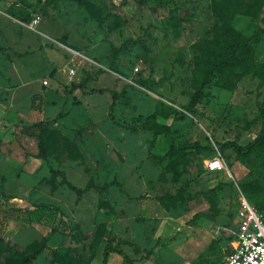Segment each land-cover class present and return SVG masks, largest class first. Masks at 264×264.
<instances>
[{
	"label": "rangeland",
	"instance_id": "374dc122",
	"mask_svg": "<svg viewBox=\"0 0 264 264\" xmlns=\"http://www.w3.org/2000/svg\"><path fill=\"white\" fill-rule=\"evenodd\" d=\"M235 1L225 21L212 0H0V102L40 117L29 200L67 221L48 233L33 224L46 241L31 264H59L63 251L60 261L99 264L105 246L152 264L164 216L229 226L237 188L264 205V0ZM26 12L36 30L18 22ZM231 29L245 43L237 56L226 55ZM213 155L221 169L204 167ZM29 228L0 231V264H27L42 235Z\"/></svg>",
	"mask_w": 264,
	"mask_h": 264
},
{
	"label": "crops",
	"instance_id": "0c3cea01",
	"mask_svg": "<svg viewBox=\"0 0 264 264\" xmlns=\"http://www.w3.org/2000/svg\"><path fill=\"white\" fill-rule=\"evenodd\" d=\"M65 46L64 49L68 51ZM68 66L71 63L69 65L67 61L66 72ZM39 119L32 109H13L9 112L0 102V200L16 204L33 202L29 198H34L33 181L43 159L37 155L34 135L37 125L31 123ZM4 215L0 211V223H3L0 231L3 230L4 235L13 233L14 228L25 230L27 227L34 235L44 233V229L21 217ZM188 216V213L181 212L160 220L154 232L159 240L153 247L152 264H216L229 250V234L222 229L225 226L212 218L203 216L187 220ZM95 258L100 263L101 250L95 253ZM105 264H122V256L116 251H108Z\"/></svg>",
	"mask_w": 264,
	"mask_h": 264
},
{
	"label": "built area",
	"instance_id": "2783aa9c",
	"mask_svg": "<svg viewBox=\"0 0 264 264\" xmlns=\"http://www.w3.org/2000/svg\"><path fill=\"white\" fill-rule=\"evenodd\" d=\"M19 23L30 30H34L39 15L34 12L28 18L20 17ZM71 55H80L76 50L65 46ZM67 72H73L72 66H68ZM42 84H46L43 79ZM204 167L208 170H217L223 167V161L218 155L208 157L204 161ZM27 208L35 210L40 223L46 229L51 224H61L60 219H65L58 211L49 204L36 206L27 205ZM229 237V250L216 264H264V210L257 209L250 203L242 192L237 188L235 205L229 226L222 227Z\"/></svg>",
	"mask_w": 264,
	"mask_h": 264
},
{
	"label": "trees",
	"instance_id": "16d2710c",
	"mask_svg": "<svg viewBox=\"0 0 264 264\" xmlns=\"http://www.w3.org/2000/svg\"><path fill=\"white\" fill-rule=\"evenodd\" d=\"M79 2H82L83 0H78ZM162 1V0H161ZM212 4L213 7L215 6L214 10L215 13L220 17V19L225 18L226 19L229 18L230 15H232V13L234 12V6H235V0H212ZM85 3H87V0H84ZM30 16V13H24L22 15H20L18 18L20 17H25L28 18ZM231 17V16H230ZM261 20H264V16L261 17ZM227 28L226 27L223 30V34H226L227 32ZM221 30V28H219ZM232 30V29H231ZM233 33H235L233 35V41H230L229 43V50L228 52H226V55H228L230 52L235 53L236 56L241 54V47L245 46V43H243L241 40V37L237 35V33L234 31V29L232 30ZM237 58H240L239 56ZM225 59V57H224ZM211 68L214 67H209L208 70L206 72H202L199 76V81L195 86V90H196V95L195 98L199 95L198 92H200V87L202 86V84L206 83L208 81V74L211 72ZM263 71H264V64H263ZM194 97L191 98V102H193ZM34 135L36 136V144H37V155L42 157V154H40V146H39V139L38 136L34 133ZM249 145H251V143H249ZM175 157L177 156L176 154L174 155ZM9 201L8 200H4V203H0V210H7L9 213H15L17 211V213L13 214V215H20L23 214L24 216H26V219L30 222V223H36L39 224V226H42V223L38 222L39 221V217L37 215V213L35 212V210H30L26 207L24 208H20V207H16V208H10L9 207ZM8 204V205H7ZM31 204H34L36 206L42 205V204H46V203H42V202H32ZM29 205V204H28ZM235 205V203H234ZM18 206V205H16ZM60 215H63L61 213V211L59 210V208L57 206H53ZM234 208V206H233ZM233 208H232V213H233ZM257 209H261L264 210V205L262 207H256ZM21 209V210H20ZM20 213V214H18ZM61 224L58 225L57 223L51 224L49 228H45V233H48L50 231L53 230H58V231H64L67 228V221L66 219H60ZM230 237V235H229ZM46 241V235L43 233L40 238L34 242V248L31 250V252L29 253V255L25 256L24 258H22L20 260L21 263L26 262L27 264H31L29 259L32 258L33 256H35L43 247ZM108 251H116L117 253H119L122 256V264H131L129 257H127V255L125 253H123L119 248L117 247H102L101 249V258H100V263L99 264H105V257ZM53 254V258L55 261H57L59 264H70V261H60V259H66L69 260L68 254L66 251H63L62 253L60 252H54ZM68 258V259H67Z\"/></svg>",
	"mask_w": 264,
	"mask_h": 264
}]
</instances>
